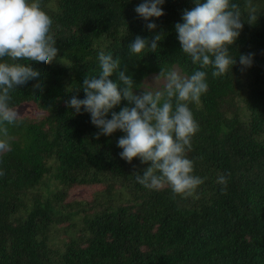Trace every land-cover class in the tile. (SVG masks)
<instances>
[{
  "label": "trees",
  "instance_id": "16d2710c",
  "mask_svg": "<svg viewBox=\"0 0 264 264\" xmlns=\"http://www.w3.org/2000/svg\"><path fill=\"white\" fill-rule=\"evenodd\" d=\"M260 1L0 0V264H264Z\"/></svg>",
  "mask_w": 264,
  "mask_h": 264
},
{
  "label": "rangeland",
  "instance_id": "374dc122",
  "mask_svg": "<svg viewBox=\"0 0 264 264\" xmlns=\"http://www.w3.org/2000/svg\"><path fill=\"white\" fill-rule=\"evenodd\" d=\"M259 6L264 8V1L259 2ZM257 6V2H253ZM181 72L179 69L173 70L170 74L164 75H150L144 79L143 90L149 93H160L168 88L179 85L181 81ZM176 76L178 80L173 81V77ZM184 77V75H183ZM180 79V80H179ZM16 117H31L38 119L42 116L34 104H21L17 108H14L9 112ZM101 190V186H74L67 196L66 202H91L97 191ZM64 237V235H63Z\"/></svg>",
  "mask_w": 264,
  "mask_h": 264
}]
</instances>
